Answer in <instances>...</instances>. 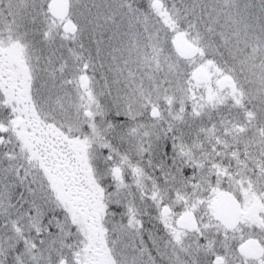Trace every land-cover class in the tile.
Instances as JSON below:
<instances>
[{
  "label": "snow or ice",
  "instance_id": "6c2138e0",
  "mask_svg": "<svg viewBox=\"0 0 264 264\" xmlns=\"http://www.w3.org/2000/svg\"><path fill=\"white\" fill-rule=\"evenodd\" d=\"M0 264H264V0H0Z\"/></svg>",
  "mask_w": 264,
  "mask_h": 264
}]
</instances>
